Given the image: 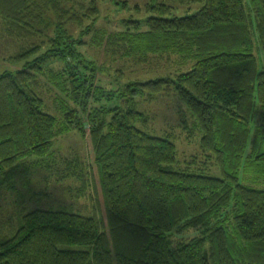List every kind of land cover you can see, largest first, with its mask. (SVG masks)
<instances>
[{
	"label": "trees",
	"instance_id": "trees-1",
	"mask_svg": "<svg viewBox=\"0 0 264 264\" xmlns=\"http://www.w3.org/2000/svg\"><path fill=\"white\" fill-rule=\"evenodd\" d=\"M98 1L0 0L3 32L24 41L9 59L23 68L0 75V188L87 127L104 209H35L0 222V264H264V0H169L201 6L181 17L150 0L119 31L98 26ZM89 47L176 70L110 91ZM54 61L61 68L45 67ZM43 78L62 96L59 116L46 111ZM164 94L190 114L220 177L192 171L194 157L182 167L168 137L136 127L146 116L134 97ZM116 96L122 104L107 106ZM75 166L66 162L63 178H76Z\"/></svg>",
	"mask_w": 264,
	"mask_h": 264
},
{
	"label": "rangeland",
	"instance_id": "rangeland-1",
	"mask_svg": "<svg viewBox=\"0 0 264 264\" xmlns=\"http://www.w3.org/2000/svg\"><path fill=\"white\" fill-rule=\"evenodd\" d=\"M158 1L173 6L174 15L180 17L192 15L201 7L200 5L179 6L169 0ZM149 2L150 0H99L98 26L108 31H119L123 29L122 21L142 20L145 17L143 7ZM135 6L139 8V13L135 12ZM78 30V27H74V36L78 34ZM23 45L24 41L8 37L3 32L0 23V75L5 72L14 73L23 68L24 60L9 61ZM82 51L86 58L93 57L95 63L105 69L102 73L103 82L106 83V89L110 91L120 92L127 83L146 82L167 73H174L176 70L174 64H167L164 61L159 62L156 67L153 66L154 60L150 65L145 66L136 65L133 61L120 57L113 60L108 53L105 54L102 48L89 47ZM45 67L57 70L61 68V64L54 61ZM44 82L47 86V90L43 91L46 111L59 116L55 102L62 96L46 79ZM134 101L138 112L146 116V122L137 123L136 127L152 136L168 137L175 145L177 160L182 167L187 166L194 157L197 161L191 166L192 171L211 177L221 176L213 158L205 161L207 158L200 146L201 136L197 131H191L193 128L190 114L175 97L164 94L153 101H148L142 96H135ZM105 102L102 100V103ZM108 102L107 106L110 107L122 104L117 96ZM185 122L187 123L186 128H184ZM85 129L84 136L77 131L61 135L54 142L49 158L40 165L27 162L25 168H21L15 177L0 188V222L11 221L12 224H16L18 215L35 209L65 211L85 217L104 216L92 147L87 135V127ZM66 162L76 164L72 167L73 169L71 168L78 174L74 176L76 178H63L67 172ZM195 234L190 232L183 237ZM74 249H80V247Z\"/></svg>",
	"mask_w": 264,
	"mask_h": 264
}]
</instances>
